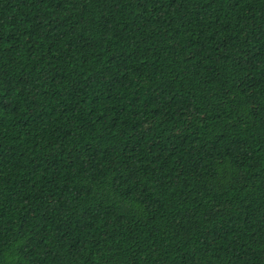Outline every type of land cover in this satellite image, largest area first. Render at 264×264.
Returning a JSON list of instances; mask_svg holds the SVG:
<instances>
[{
    "label": "trees",
    "instance_id": "trees-1",
    "mask_svg": "<svg viewBox=\"0 0 264 264\" xmlns=\"http://www.w3.org/2000/svg\"><path fill=\"white\" fill-rule=\"evenodd\" d=\"M0 264H264V0H0Z\"/></svg>",
    "mask_w": 264,
    "mask_h": 264
}]
</instances>
